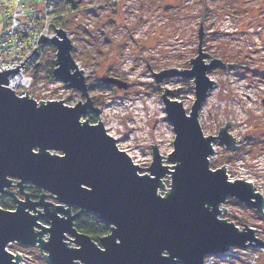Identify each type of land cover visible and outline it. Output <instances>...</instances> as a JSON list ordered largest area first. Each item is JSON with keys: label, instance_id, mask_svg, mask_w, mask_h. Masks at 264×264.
I'll use <instances>...</instances> for the list:
<instances>
[{"label": "water", "instance_id": "1", "mask_svg": "<svg viewBox=\"0 0 264 264\" xmlns=\"http://www.w3.org/2000/svg\"><path fill=\"white\" fill-rule=\"evenodd\" d=\"M199 24L197 55L189 59V68L151 71L158 85L176 77L193 82L194 99L188 112L172 91L163 88L166 121L175 134L168 165L162 163L158 146L149 144L152 161L140 168L117 148L102 122L82 120L90 111L98 116L100 110L93 105L84 73L72 58L74 47L66 31L54 28L56 34L43 33L37 42L55 48L54 80L79 92L84 100L73 106H66L65 99L36 101L27 91L19 97L7 86L23 62L38 54L37 47L17 67L2 69L0 195L13 196L8 189L14 186L23 199L15 198L14 210L0 207V264H22L20 254L6 251L13 242L36 246L49 264H203L206 255L233 246L264 247L253 228L244 224L239 229L221 218L228 212L223 205L229 199L263 214L264 198L251 182L230 181L226 165L209 166L213 142L231 151L239 146L227 131L230 121L215 136H205L198 122L199 110L215 84L208 71L226 69L220 59L207 61L211 56L203 52ZM146 65L150 70L147 60ZM100 82L118 89L128 86L113 76H103ZM164 177L170 178V185L161 195ZM27 183L40 190L38 200L24 191ZM83 210L110 226L99 244L73 225Z\"/></svg>", "mask_w": 264, "mask_h": 264}, {"label": "rangeland", "instance_id": "2", "mask_svg": "<svg viewBox=\"0 0 264 264\" xmlns=\"http://www.w3.org/2000/svg\"><path fill=\"white\" fill-rule=\"evenodd\" d=\"M73 2V12L64 9L68 5L64 0L53 3L58 14L67 12L57 26L74 43L72 58L84 73L93 105L100 110L99 117L93 113V124L102 122L107 134L116 139L117 148L131 155L129 158L140 168H147L152 161L149 144L158 146L163 164H170L166 160L173 150L175 134L166 121L161 95L167 87L188 112L194 99L193 82L176 77L158 85L152 72L190 67L189 59L197 55L201 21V46L211 56L207 61L220 59L226 69L208 71L215 84L199 110L198 122L205 136H215L230 121L227 131L239 146L231 151L213 142L209 166L217 169L226 165L230 179L250 181L264 198V0ZM46 52L44 66L37 75L44 83L54 79L50 72L55 69L51 61L56 55L55 48ZM103 76L116 77L128 86L118 89L103 84ZM32 95L36 99H65L66 106L84 100L79 92L59 82L52 91L48 92L47 87L44 92L34 90ZM113 121L116 134L109 126ZM163 179L161 195L170 185V178ZM223 208L229 213L223 212L222 219L240 229L245 224L264 240V208L263 214H257L236 199H229ZM7 250L20 254L22 264H49L36 246L13 242Z\"/></svg>", "mask_w": 264, "mask_h": 264}, {"label": "built area", "instance_id": "3", "mask_svg": "<svg viewBox=\"0 0 264 264\" xmlns=\"http://www.w3.org/2000/svg\"><path fill=\"white\" fill-rule=\"evenodd\" d=\"M54 1L0 0V73L2 69L11 70L20 65L35 47H37L35 50L38 52V54H33L24 61V67L12 74L8 81L10 85L7 86L11 90L13 89L19 97H23L27 91V96H32V99L36 101H53L46 98L36 99L32 94L34 90L44 92L47 87L48 92L52 91L58 83L54 79L44 83L43 80L40 81L37 78L38 72L44 66V59L47 54L46 45L50 44L38 43V38L43 33L51 36L56 34L55 29L59 28L57 21L60 18L63 19L68 10L73 12L70 4H68L65 6L67 12L64 13L63 11L58 14ZM72 44L74 47L73 42ZM225 172L228 179L234 181L230 179L226 168ZM236 227L238 226L236 225ZM6 251H8L7 247ZM203 264H264V247L248 245V247L243 248L233 246L228 248L226 252L206 255Z\"/></svg>", "mask_w": 264, "mask_h": 264}, {"label": "trees", "instance_id": "4", "mask_svg": "<svg viewBox=\"0 0 264 264\" xmlns=\"http://www.w3.org/2000/svg\"><path fill=\"white\" fill-rule=\"evenodd\" d=\"M64 1H65V4H70V7L73 8V6H74L73 0H64ZM64 9H66L65 6H64ZM63 11H61V12H63ZM60 20H63V19L60 18ZM60 20L57 21V24ZM46 48L47 49L48 48L54 49V47L51 44H47ZM51 65H52V67H55L56 66L55 61H51ZM50 74H51V77L53 78L52 72H50ZM174 97L177 98L176 96H174ZM84 119L87 120L89 123H94L95 116H94L93 112L90 111L89 113H87L85 115ZM25 189H26V191L30 192V194L32 195L33 198L37 199L39 197V190H37V188L27 187ZM0 207H2L5 210L6 209H9V210L15 209L14 202L10 199H6L5 201H1ZM76 211H77V209H74V212H76ZM41 222L44 224H47L46 221H41ZM73 225L75 226V228L80 233L86 234L87 236H89L92 239V241L94 243L96 242L97 244H99L100 238L106 236V234H108L110 231L109 225L103 224L97 215L92 214L90 212H87L85 210H83V212L80 213L79 216L74 219Z\"/></svg>", "mask_w": 264, "mask_h": 264}, {"label": "flooded vegetation", "instance_id": "5", "mask_svg": "<svg viewBox=\"0 0 264 264\" xmlns=\"http://www.w3.org/2000/svg\"><path fill=\"white\" fill-rule=\"evenodd\" d=\"M27 187H35V186H33V185L27 183V185H25V187H24V191H25L26 193H29L30 198H31L32 200H34V201L38 200L39 197H38L37 199H36V198H33L32 195L30 194V192H29V191H26L25 188H27ZM35 188H36V187H35ZM37 190H39V189H37ZM8 191H9L10 193H12L13 196H10V195H7V194H6V195L1 194V195H0V196H1V198H0V202H1V201H5L6 199H10V200H12V201L14 202V206H15V205H16L15 198L23 199V196L19 194L18 189L15 188L14 186H12L11 188H9ZM39 194H40V190H39ZM39 196H40V195H39ZM47 200H48V199H47ZM48 201H49V200H48ZM15 208H16V206H15ZM74 209H75V208H73V211H74ZM10 210H11V209H10ZM42 221H46V220L43 219ZM46 222H47V221H46Z\"/></svg>", "mask_w": 264, "mask_h": 264}, {"label": "bare ground", "instance_id": "6", "mask_svg": "<svg viewBox=\"0 0 264 264\" xmlns=\"http://www.w3.org/2000/svg\"><path fill=\"white\" fill-rule=\"evenodd\" d=\"M134 110H137V106L134 107ZM134 114H135L136 116H139V114H137V113H135V112H134ZM109 126H110V129H112V134H116V133H117V126H116V123L113 121L112 123L109 124ZM128 156L132 157L131 155H128Z\"/></svg>", "mask_w": 264, "mask_h": 264}]
</instances>
